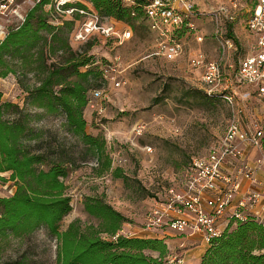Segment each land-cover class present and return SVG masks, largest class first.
<instances>
[{"label": "rangeland", "instance_id": "374dc122", "mask_svg": "<svg viewBox=\"0 0 264 264\" xmlns=\"http://www.w3.org/2000/svg\"><path fill=\"white\" fill-rule=\"evenodd\" d=\"M61 1L64 0H52L54 7L52 4L45 6L46 11L51 8L56 10L52 16L55 23L75 17L74 12L67 13L57 8ZM66 1L75 4L79 0ZM83 2L89 12L80 14L74 28L82 19L91 18L92 4ZM37 3L38 0H16L8 12L0 13V28L8 31L16 26L21 21V15L25 17ZM248 3L252 5V2ZM14 9H18L20 16ZM205 9L207 14L214 8L208 5ZM248 15L246 13L242 21H226L223 24L226 32L224 38L230 39L227 35L229 25L235 36L232 39L233 48L225 60L226 73L230 76L234 75L230 65L233 64L237 70L240 60L252 50L255 41L246 27ZM195 21L206 36L204 43L198 44L193 37L187 38L186 53L174 61L158 54L155 34L142 21L136 22L134 29L119 26V32L126 27L131 31V36L125 40L95 33L88 41L80 42L72 32L69 35L70 45L76 50H84L89 42L92 44L88 55L94 56L93 65L102 72L99 86L96 87L102 91V96L93 99V104H89L85 110L87 132L106 140L113 166L123 168L127 178H114L108 173L98 175L95 170L97 161L91 156L84 161L79 160V166L73 167L65 178L67 193L72 199V211L60 222L61 231L76 221L82 228L97 224L84 207V201L89 196L102 197L132 220L133 224L124 225L125 231L143 229L150 212L157 203L169 198L171 190L181 192L187 189L190 179L188 164H192L197 157L207 155L218 145L234 115L237 114L245 127H251L256 119L254 108L259 103L256 104L251 98L245 99L250 91L248 86L244 85L238 92L240 96L236 107L220 99L205 98L203 73L190 66V50L202 48L212 59L221 58L222 39L215 37L216 25L209 15H202ZM3 38L4 35L0 33V40ZM55 59L59 57L55 56ZM88 68L86 66L82 70ZM21 80L32 86L38 78L32 73L10 74L1 78L3 100L23 104L25 93ZM239 110L243 112L239 113ZM259 113L263 115V108ZM38 122L46 129L56 130L58 139L66 138L67 146L73 143L77 156L84 157L83 146H78L62 130L61 117H44ZM15 191L10 173H0V197L11 196ZM58 249L59 240L49 234L45 227H40L23 237L0 239V264H8L22 256H26V264H56ZM182 250L183 247L173 250L170 257L184 258ZM146 253L157 255L148 250Z\"/></svg>", "mask_w": 264, "mask_h": 264}, {"label": "trees", "instance_id": "16d2710c", "mask_svg": "<svg viewBox=\"0 0 264 264\" xmlns=\"http://www.w3.org/2000/svg\"><path fill=\"white\" fill-rule=\"evenodd\" d=\"M84 1L101 16L130 29L139 21L149 26L142 8L149 0H136L132 6L124 0ZM52 3L38 2L25 21L13 26L0 42V79L29 73L38 78L32 86L21 80L23 104L3 100L0 91V173H10L16 186L13 195L0 197V239L23 237L45 227L59 240L56 264H168L170 251L165 239L113 238L125 224L134 222L102 197L89 196L84 201L96 225L82 228L76 221L60 230V222L72 211L65 178L79 166V160L96 159L98 175L127 177L123 168L113 166L106 140L87 132L85 110L102 72L93 65L94 56L88 55L92 44L76 50L69 35L80 18L79 10H88V6L83 0L66 3L63 10L77 9L74 19L55 23L52 16L56 10L45 8ZM227 35L235 39L231 25ZM86 66L89 68L83 71ZM205 98L210 99L206 93ZM50 116L62 118V130L83 146V158L77 156L73 143L67 146L66 138L58 139L56 130L40 126L38 120ZM147 250L157 255L147 254ZM26 263L22 256L8 264ZM200 264H264V222L252 214L245 221L231 219L222 235L209 243Z\"/></svg>", "mask_w": 264, "mask_h": 264}, {"label": "built area", "instance_id": "2783aa9c", "mask_svg": "<svg viewBox=\"0 0 264 264\" xmlns=\"http://www.w3.org/2000/svg\"><path fill=\"white\" fill-rule=\"evenodd\" d=\"M15 1L0 0V13L4 14L6 10L8 12ZM124 1L128 6L136 5L135 0ZM213 2L211 6L214 9L207 14L200 10L193 0H149L147 4L142 5L149 27L155 34L157 52L165 59L174 61L186 53L187 38L193 37L198 44L204 43L206 36L195 19L209 15L216 25L215 37L222 39V57L212 59L202 48L191 49L189 57L190 66L203 73L206 95L236 107L240 96L238 92L244 85L250 86L256 91L264 112V0H214ZM248 2H252V5L250 6ZM66 3V0L59 2L57 8L67 13L77 10L75 8L63 10ZM14 12L20 16L18 9H14ZM79 12L88 14L89 11L79 10ZM246 13L249 14L245 21L246 27L255 40L252 54L245 57L234 75L230 76L226 73L225 60L233 48V43L232 39L224 38L226 32L223 24L226 21L233 23L241 20ZM26 16L21 15V21L16 26L22 24ZM90 16L89 19H82V22H78L74 28L72 35L77 41H88L95 33L104 34L106 37L116 36L122 40L131 36V31L127 27L119 32V26L125 25L116 23L112 18L103 17L94 10L91 11ZM0 33L5 38L9 30L0 28ZM117 84L120 85V82ZM92 93L90 105L93 104V99L102 96L100 89H94ZM251 95L252 93L248 92V97L245 99H249ZM241 112L243 111L239 110V113ZM236 115L229 122L218 145L207 155L197 157L192 164L190 163L187 189L181 192L171 190L169 198L165 202L157 203L150 212L143 229L130 231L122 229L113 237L114 239L120 235L145 238L147 234L158 235L168 231L180 234L200 231L209 244L214 238L222 235L231 219L245 221L248 218L251 214L250 207L262 196L259 192L247 194L236 207L231 209L227 224L225 226L219 224L220 218L229 212L236 194L241 189V182L228 174L225 167L234 161L244 162V146L249 145L264 150V113L263 119L255 121L251 127H245ZM261 162L264 163V153ZM239 171L249 178L254 172L247 163H243ZM221 183L225 186L221 187ZM260 220L264 222L263 219ZM168 263L183 264L184 258L169 257Z\"/></svg>", "mask_w": 264, "mask_h": 264}, {"label": "crops", "instance_id": "0c3cea01", "mask_svg": "<svg viewBox=\"0 0 264 264\" xmlns=\"http://www.w3.org/2000/svg\"><path fill=\"white\" fill-rule=\"evenodd\" d=\"M214 0H193L194 3L197 4L200 10L206 11L205 6L208 5L211 6L213 4ZM243 18L240 20L242 21ZM206 38V37H205ZM207 53V52H206ZM252 54V50L246 54L241 61ZM208 55V54H207ZM209 56V55H208ZM211 58V57H210ZM240 64L238 65L239 68ZM230 68L236 71L234 69L233 64L230 65ZM237 68V69H238ZM250 91L252 93L251 99H254L258 104L254 109L256 110L253 115H256L253 121L261 120L263 119V115H260L259 111L260 108L262 110V105L258 100L256 91L253 90L250 86ZM252 123V125H253ZM264 153L263 149L254 148L252 146H244V162L240 161H234L229 163L225 170L228 174L232 175L234 178H237L241 182V189L236 194L233 204L231 208H229V212L225 214L224 217L220 218L219 224L221 226H225L227 224V218L230 215L231 209L236 207V205L249 193L253 192H259L262 194L260 200L253 206L250 207V213L253 215L258 216L260 219L264 220V163L261 162L262 155ZM243 163H247L253 170V176L247 177L243 172H240L239 169L243 165ZM221 187L225 186L224 183H221ZM155 234H147L145 237L150 238H161L165 239V242L168 245V249L170 253L173 252V250L178 249L180 247H183V255H184V264H200L201 259L207 249L209 248V244L204 239V235L202 232H186V233H177L174 234L172 231H168L165 234H158L157 236H154ZM144 238V237H143Z\"/></svg>", "mask_w": 264, "mask_h": 264}]
</instances>
